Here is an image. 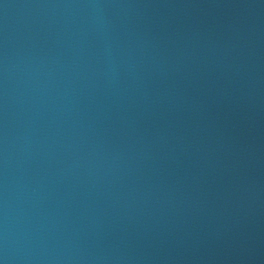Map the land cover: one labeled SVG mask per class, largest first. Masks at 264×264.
Instances as JSON below:
<instances>
[{
	"label": "water",
	"instance_id": "obj_1",
	"mask_svg": "<svg viewBox=\"0 0 264 264\" xmlns=\"http://www.w3.org/2000/svg\"><path fill=\"white\" fill-rule=\"evenodd\" d=\"M0 264H264L237 0H0Z\"/></svg>",
	"mask_w": 264,
	"mask_h": 264
}]
</instances>
